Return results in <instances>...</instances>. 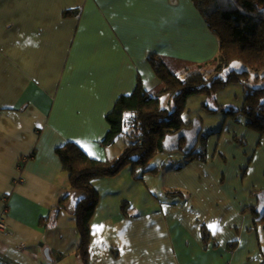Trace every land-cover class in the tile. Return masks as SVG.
I'll list each match as a JSON object with an SVG mask.
<instances>
[{"label": "crops", "instance_id": "0c3cea01", "mask_svg": "<svg viewBox=\"0 0 264 264\" xmlns=\"http://www.w3.org/2000/svg\"><path fill=\"white\" fill-rule=\"evenodd\" d=\"M217 53L193 0H0V264H85V194L57 148L79 141L92 158L118 157L128 145L104 144L107 115L140 82L156 87L149 55L192 67ZM203 110L215 116L205 159L187 152L146 176L130 164L93 180L88 264H264V135L240 114Z\"/></svg>", "mask_w": 264, "mask_h": 264}, {"label": "trees", "instance_id": "16d2710c", "mask_svg": "<svg viewBox=\"0 0 264 264\" xmlns=\"http://www.w3.org/2000/svg\"><path fill=\"white\" fill-rule=\"evenodd\" d=\"M193 3L218 39L217 56L212 61L197 65H215L218 73L206 77L202 72H197L183 78L172 70L166 59L150 54L149 61L156 73V87L148 89L140 82L134 92L121 95L107 115L110 129L104 144L113 143L124 134L128 125L132 129L129 144L122 154L110 160H99L90 157L75 142H67L57 148L63 167L69 173L71 186L85 194L75 212L80 234L77 252L85 264H88L90 251L91 219L100 199L93 180L115 175L130 164L134 167L145 165L156 153L164 150L169 136L190 125L182 115L192 95H212L229 84H245L252 72L257 78L264 79V74L260 75L264 69V0H193ZM237 60L243 62L246 69L229 70L224 75L223 70ZM181 63L190 64L188 61ZM249 90L241 108L225 107L223 104L210 106L206 103L203 107L209 112L222 111L226 118L236 119L237 115L244 114L246 125L264 135V86ZM163 95H170L172 111L162 106ZM199 139L204 150L201 152L192 148L188 159H205L207 137L200 135ZM185 143L186 136H180L175 149L184 150ZM159 167L147 171L156 172ZM126 205L127 202H122L124 214H127ZM254 212L256 222L264 221V208L254 209ZM208 237L209 233L205 231V238Z\"/></svg>", "mask_w": 264, "mask_h": 264}, {"label": "rangeland", "instance_id": "374dc122", "mask_svg": "<svg viewBox=\"0 0 264 264\" xmlns=\"http://www.w3.org/2000/svg\"><path fill=\"white\" fill-rule=\"evenodd\" d=\"M191 64L192 63L190 64L183 63L182 65L177 64L174 67L172 65L170 66L174 72H176L179 76L183 78L189 74L197 73V72H202L203 75L206 77H211L218 73L215 65H210V64L200 65V66L194 65L191 67L190 66ZM245 69H246L245 64L237 60V61H234L229 67H227L223 71L225 75L229 70L242 71ZM263 74H264V69L260 72V75H263ZM261 86H264V79H262L261 77L257 78L255 72H252L249 75L248 79L245 81V84L232 83V84H229L228 86L223 87L222 89H220L216 93H213L212 95H207L203 93L192 95L188 99L186 109L184 110L183 115H182L183 120L187 123H190V125L184 127L182 131L179 132L178 134L179 136H175V134L169 136L165 142L164 150L156 153V155L147 164L141 165L139 168H136L137 175L139 174V176L141 175L146 176V175L151 174L152 172L150 173V171H148L147 173L142 172V174L138 172L143 171V168H145V170H149L150 168L155 166L156 163L163 162V160L165 159L169 161L174 160L175 163H178L179 161H177L178 159H176V156H178L179 154L185 155L192 148H194L195 151H200L201 149L204 150V147L202 145V140L199 139V136L200 135L203 137L208 136V127L211 126V122H210L211 118L215 116L212 114L206 113L203 110L204 109L203 104L206 103V104H210V106L211 105L218 106V105L225 104V102L232 100L234 101L233 103V105H235L234 107H241V105L235 104L236 98L241 100L237 103L242 104L244 102L243 101L244 97L250 91L249 88H258ZM148 88L151 89L152 86L151 87L148 86ZM161 104L164 108H167L170 111L173 110V102L171 100L170 95H163L161 97ZM225 107H229V106H225ZM240 115L245 117L244 114H240ZM131 133H132V129L130 128V125H128V127H126L125 129L124 134L118 138L116 146H119L122 148L124 144H125L124 146L128 145L129 138L127 137ZM180 136H186V143H185L184 150L175 149L178 143L177 138ZM127 171H130L131 173L132 168L129 167V170ZM140 182L142 181L140 180ZM138 187L139 189L143 187L145 191L147 190V184L143 182ZM134 198L140 199V201L142 200L140 196L139 197L134 196ZM260 232H261V238H262V243H263V248H264V227L263 226L260 228Z\"/></svg>", "mask_w": 264, "mask_h": 264}, {"label": "snow or ice", "instance_id": "6c2138e0", "mask_svg": "<svg viewBox=\"0 0 264 264\" xmlns=\"http://www.w3.org/2000/svg\"><path fill=\"white\" fill-rule=\"evenodd\" d=\"M234 66H236V65H234ZM76 143L77 144H81V142H79V141H77ZM81 147L85 148L86 151H89L88 148L85 145L81 144ZM89 154H91L90 151H89ZM209 227L212 228V227H215V226L214 225H210Z\"/></svg>", "mask_w": 264, "mask_h": 264}, {"label": "built area", "instance_id": "2783aa9c", "mask_svg": "<svg viewBox=\"0 0 264 264\" xmlns=\"http://www.w3.org/2000/svg\"><path fill=\"white\" fill-rule=\"evenodd\" d=\"M6 228H7L6 223L0 220V229L6 230Z\"/></svg>", "mask_w": 264, "mask_h": 264}]
</instances>
